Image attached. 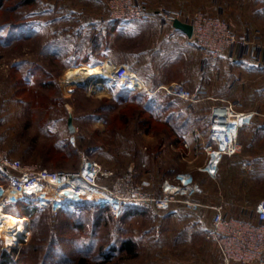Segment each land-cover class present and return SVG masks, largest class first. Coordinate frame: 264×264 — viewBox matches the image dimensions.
Returning a JSON list of instances; mask_svg holds the SVG:
<instances>
[{"label":"rangeland","instance_id":"374dc122","mask_svg":"<svg viewBox=\"0 0 264 264\" xmlns=\"http://www.w3.org/2000/svg\"><path fill=\"white\" fill-rule=\"evenodd\" d=\"M137 1L146 6L142 0ZM106 2L37 0L32 6L3 11L0 15V23H9L0 32L5 42L0 44V147L26 165L53 171H76L85 155L112 172L110 184L115 186L122 181L125 187L132 170L135 181L153 180L156 192L165 176L188 172L185 169L202 164L206 157L203 148L208 142L213 105L207 88L208 65L203 63L199 47L197 69L204 83L201 82L200 90L196 86L187 88L199 91L198 102L173 95L169 92L170 85L180 82L161 83L160 78L183 76L190 66V56L185 60V53L177 48L166 57V50L173 47L166 43L167 36L157 13L152 11L154 17L149 19L152 21H137L125 30L117 29L105 11ZM159 4L170 7L159 10L171 13L192 9L189 18L202 12L232 24L242 20L196 4L193 7L190 2L176 8L172 0ZM217 4L219 0H215ZM20 24H30L36 32L30 38L12 36L14 26ZM232 27L238 36H256L258 41L260 36L264 37L257 32L237 33L241 27ZM105 61L132 63L148 90L122 91L127 88L108 77L94 81L90 89L65 83L64 77L71 69ZM14 63H18L17 69L12 67ZM237 63L232 69L234 86L227 92L221 89L219 92L238 96L247 106L255 107L253 89H264V76L260 83V78L255 80L256 73L246 76V67ZM28 69L32 72L27 73ZM245 77L248 83L243 91L237 81ZM261 100L264 102V97ZM69 114L75 127L72 132L67 124ZM186 119L188 123L184 124ZM33 207L36 208L31 203H19L6 210L19 214ZM106 209L111 213L109 208L85 206L78 222L66 216L56 217L47 209L38 210L32 218L27 215L28 231L19 245L7 248L0 241V257L3 250L8 253L14 250V264H74L79 257L96 263L114 245L116 250L111 254L110 264H220L219 249L208 237L209 224L186 206L171 214L170 210L146 208L143 213L122 220L123 209L113 218L95 213ZM125 240H130L131 249H119Z\"/></svg>","mask_w":264,"mask_h":264},{"label":"built area","instance_id":"2783aa9c","mask_svg":"<svg viewBox=\"0 0 264 264\" xmlns=\"http://www.w3.org/2000/svg\"><path fill=\"white\" fill-rule=\"evenodd\" d=\"M105 11L110 19L117 20L148 21L154 17L137 0H107ZM157 14L162 27L172 23L174 18L180 19L179 12L160 10ZM186 22L192 26L188 40L201 48L203 63L213 66L216 71L218 67L214 64L224 55L245 57L249 54L260 62L264 61V45L256 40V36H238L221 17L196 12ZM108 78L116 85L130 90H148L143 78L128 64L113 63ZM160 87L168 88L165 85ZM169 92L193 103L199 101V92H193L181 83L171 84ZM241 106L237 99L219 98L218 103L211 107L208 142L203 148L207 162L202 167L211 175L217 172L224 157L232 156L240 149L239 130L244 124L250 123L255 114L253 111H242ZM111 176V171L104 170L98 162L85 155L76 171H53L26 165L21 159L7 155L0 147V204L4 210L23 201L38 209H47L53 214L60 210L80 214L85 206H89L95 209L109 208L111 214L117 217L125 203H135L160 211H168L177 204L186 206L191 211H197L202 206L192 200V195L201 193L203 189L193 180L190 172H177L173 177L163 178L156 192L154 189L157 187L153 180L143 178L135 181L132 170L127 175L128 182L125 187L122 181L115 186L110 184ZM54 184L59 191L72 187L79 197L67 201L43 200L42 194L50 192L45 188ZM36 185H39L40 193L27 190ZM94 189L100 190L104 197L96 198ZM8 191L13 192L12 196L8 195ZM206 206L213 210L208 237L216 243L222 263L264 264V197L254 208L257 223L228 215L224 211L223 203ZM0 238L7 248L20 243H8L1 230Z\"/></svg>","mask_w":264,"mask_h":264},{"label":"crops","instance_id":"0c3cea01","mask_svg":"<svg viewBox=\"0 0 264 264\" xmlns=\"http://www.w3.org/2000/svg\"><path fill=\"white\" fill-rule=\"evenodd\" d=\"M142 1L146 4L148 10L151 12L153 11L154 13L160 11V7L170 8L159 4L165 0ZM172 1L176 2V6L173 8L179 7L183 3L190 2L193 4V7L194 4H196L198 7H202L204 9L206 8V10L210 9L209 11L212 12L219 11L224 13L230 18H234L235 16L236 18H242V20L234 22L233 24L231 21L229 22L232 30L234 29L232 26H237L239 29L241 27L239 31H236L237 33L254 34L257 32L261 35L264 34V0H219V4L217 5H215V0ZM236 3H238V5H235ZM192 11V9L187 10L186 8L180 10V19L182 21H186ZM240 22L241 25H239ZM135 23H137V21L121 20L114 24L115 28L125 30L126 26ZM162 28H164L167 36L166 43H168V46L173 47L171 50H166V57L169 56L168 54L170 51H174L179 48L185 53V60L187 59V55L190 56V66L188 65V68L184 72L183 76L178 78H166L165 76H162L159 82L165 83L176 81L182 83L186 88L193 89L196 86L197 89L200 90V86L204 83V77L199 75L197 69V61L201 53L199 46L195 43L189 42L187 35L173 26V21ZM260 40V42L264 45V37L260 36ZM193 60L195 63L194 68L192 66ZM237 62H239V64L242 63L243 66L246 67V76L250 74L251 76L257 74L255 80L260 78V83L262 82V76H264V61L260 62L249 54L245 57H241V59L237 58V56L234 57L224 55L214 64L218 67L217 71L213 69V66H207L209 71L207 75V88L209 89L208 93L212 95V97H210L213 99V105L218 103L219 98L237 99L242 104L240 107L242 111H253L255 113L251 122L243 125L239 130L238 143L240 145V149L234 155L224 157L214 175L209 174L202 168L207 162V156L203 159L202 164L191 165L189 169H185V171L191 173L193 180L203 189L201 193H195L192 195V200L200 203L202 206H199L197 211L191 212L197 215V217L201 216V220L209 224V227L213 210L208 208L206 205H217L223 203L224 211L228 215L257 223L258 220L255 215L254 208L256 203L264 197V102L261 100L264 97V89H253V96L257 99L255 107L247 106L246 103H243L238 96L229 97L226 92L234 86L232 69L235 66L234 64H238ZM127 63L132 67V63ZM248 70L253 71V73H250ZM221 73L223 74L221 75ZM245 78H241L237 81L242 85L243 91H245L246 83H248V77ZM219 89L226 92L221 93L219 92ZM259 93H261V96ZM241 96L244 97L242 93ZM243 163H249V166H243ZM167 177L170 178L172 176H165L164 178ZM174 206L176 205H173L170 211H168L169 214L185 208V206L182 205H180V207ZM218 257L220 258L219 263L223 264L220 252L218 253Z\"/></svg>","mask_w":264,"mask_h":264},{"label":"bare ground","instance_id":"6f19581e","mask_svg":"<svg viewBox=\"0 0 264 264\" xmlns=\"http://www.w3.org/2000/svg\"><path fill=\"white\" fill-rule=\"evenodd\" d=\"M112 66V61H105L101 64L92 66H77L71 69L65 75L64 81L69 85L81 84L84 87H87V89H90L94 81L101 78L110 77V70ZM45 189H48L50 192L42 194L43 200L61 199L67 201L75 200L79 197V194H77L72 187H67L64 190L59 191L56 188V184H54L52 186H48ZM27 190L29 192L31 191L40 193L39 185H36L33 188H28ZM94 190V196H96V198L104 197V194H102L100 190ZM12 194V191L8 193L9 196H12ZM27 219L28 218L26 215H19L11 211L2 209L0 204V230L8 243H18L20 241V238L23 239V237L26 236V232L28 231V226H26Z\"/></svg>","mask_w":264,"mask_h":264},{"label":"trees","instance_id":"16d2710c","mask_svg":"<svg viewBox=\"0 0 264 264\" xmlns=\"http://www.w3.org/2000/svg\"><path fill=\"white\" fill-rule=\"evenodd\" d=\"M36 1L37 0H0V15L3 13V11H17L19 9V7H21V6H32ZM111 21L113 23H116V22L121 21V20L111 19ZM7 23H8L7 21L4 23L3 22L0 23V32H2L5 28H7V26L9 25V23L8 24ZM13 29H14V32H12L11 35L13 36V34H14L16 38H18V37L30 38L31 35L36 32V31H34V29H32L30 27V24L15 25ZM8 34H10V32H8ZM2 39L3 38L0 37V44L5 43V42H2ZM8 39H10V37L7 38V40ZM3 41H6V40H3ZM12 67L14 69H17L18 63H14ZM31 72L32 71L30 69L27 70V73H31ZM46 75H47V73H46ZM41 85L44 86L45 84L42 83ZM122 91H129V90L128 89H125V90L122 89ZM141 91L142 90H138L137 92H141ZM168 119L172 120V117L170 118V116H168ZM173 121L171 124H173L175 126L176 123H174ZM190 122L193 124L196 123L194 120H190ZM187 123H188V120L186 119L184 121V124H187ZM173 125H170V127L173 128ZM174 128L177 130V127H174ZM181 129H183V128H181ZM19 203L21 205H26V203L23 201H19L17 204H19ZM38 210L46 211V209H38V208L33 207L32 209H28V210H26V209L21 210L19 215H26V216L29 215L30 218H32L33 214L36 213V211H38ZM144 211H146L145 207L139 206L135 203H127L123 209V212L120 216V219L122 220V219H125L127 217L134 216V215L139 214V213H143ZM95 213L105 214V215H108L109 217L113 218L112 214L107 209L106 210H99V211H96ZM82 215H84V213L76 214L74 212H70L67 210H60L55 216L56 217L66 216L69 219L72 218L74 222H78L79 217H81ZM0 241H1V238H0ZM131 245L132 244H131L130 240H125V241H122V244L119 247V249L122 248V249L129 250L132 247ZM108 250H109V252L102 255V259L96 263L88 261L86 257H79L74 264H110L109 259L111 257V254H113V251L116 250V247L114 245L109 246ZM13 253H14V250H13V252L10 251L9 253L3 250L1 253V257H0V264H12V263L14 264L15 261H13Z\"/></svg>","mask_w":264,"mask_h":264},{"label":"water","instance_id":"95a60500","mask_svg":"<svg viewBox=\"0 0 264 264\" xmlns=\"http://www.w3.org/2000/svg\"><path fill=\"white\" fill-rule=\"evenodd\" d=\"M173 26L176 27L177 29L183 31L187 36H190L191 35V32H192V26L190 23L186 22V21H182L181 19H178V18H174L173 19ZM81 85V84H79ZM68 129L69 131H74L75 127L73 125V122H72V115L69 114L68 116Z\"/></svg>","mask_w":264,"mask_h":264}]
</instances>
